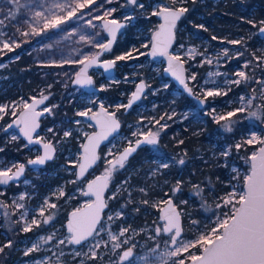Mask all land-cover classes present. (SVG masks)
Instances as JSON below:
<instances>
[{
    "label": "rangeland",
    "instance_id": "1",
    "mask_svg": "<svg viewBox=\"0 0 264 264\" xmlns=\"http://www.w3.org/2000/svg\"><path fill=\"white\" fill-rule=\"evenodd\" d=\"M60 2H62V0H19L20 7L17 8L15 5H10L8 0H0V18L3 17V14L7 12L10 7L17 12L16 20L6 21L5 26H0V31L9 34L17 33V27H19L20 31H28L31 33V24H25L23 21L28 18H33L35 20L40 19L39 17H35V11H41L42 9L35 6L44 5L45 8L59 13V10L54 6ZM100 2L101 0H97V3ZM140 2L145 5V9L141 10L137 8L133 11L131 7H122L125 0H116L113 4L105 5L107 8L115 7L117 9V11L113 13V17L117 20H125V16L129 14L135 17L131 22L125 20L126 26L120 29L119 42L124 49L123 51L120 50L119 53L116 52L117 56L132 51L133 47L139 48L140 51L148 52L150 47L144 48L143 45H150L152 33L159 24V19L157 17L154 18L151 13L156 11L159 7H179L181 5V0H140ZM30 7H33L34 11H28ZM113 17L109 18L111 19ZM84 18L88 19L87 16ZM93 23L96 25L95 28L88 25L85 20H76V22L71 23L70 30L68 28L62 29V26H60L57 29H48L46 31H41L43 27L41 23L37 26L38 34L33 33L29 37H24L17 33V42L20 43V46L24 44V52L30 55L28 68H31L33 71L32 74L36 80L39 81L38 85L42 86L39 92L24 90L20 92L16 98L8 97V99L0 102V105L11 106L15 103L18 105L15 108V112L18 114L23 108L24 101L30 102L32 97L38 94H49L50 99L46 107L51 108L52 111L51 113L48 112L42 118L41 128L36 135L43 138L44 141L53 143L56 148V153L55 157L44 166L28 168L24 180L20 181L19 184H14L13 187H10L11 189L0 187V245H5L8 240L14 242L13 238L16 237L15 244H13L12 247L4 248V250L13 248V253L16 254V256L11 262H1L0 264H28L30 260L35 261L48 256H51V260L48 261V264H80L82 259L86 260L83 253L88 252V242H86L84 246H61L64 248V255L61 256L59 254L60 249L56 248L54 244H45L40 240V237H47L54 231L61 238L69 235L65 222L68 213L75 208L73 199L77 197L76 193L81 195L80 189L84 190V186L78 185L76 191H73L72 186L75 185V183L69 181L75 179V177L71 175V172H77L85 134L91 132L95 127L85 117L78 116L77 113L79 111H88L90 109L91 111L89 112H92L95 111L100 104H103L109 109L116 111L118 114H122L125 107L120 106L127 104L137 81L143 79L148 84V92L141 102L133 108L135 110L134 114L137 116V121L134 122L130 119L127 124L125 123V125H135L136 130L140 132L146 130L143 129L144 126L153 125V118L159 119L160 116L166 113L172 116V119H167V117H165V119L161 121L162 124H166L167 126L170 125L169 123L171 122H177L193 116L196 118L199 117L200 123H205L208 117L216 121L219 116L226 115L229 111L243 106L244 102L240 100V97H259L260 93L264 91L259 84L253 82V80L264 79V75L261 74V71L255 66L250 69L243 68L245 61L252 58V52H256L257 55H260V50H264L263 37L255 47L249 48L246 43L243 46L228 43L227 41L229 40H239V38H226V34L224 36L214 35L213 37H216V39H203L196 29L200 26L198 25L195 28H190L188 23L180 26V30L183 31V34L181 33V39L175 44L172 52L175 55L178 54L186 61L189 77L195 74V81L190 79L189 81L193 85L195 92L199 94L202 99V93L205 89L220 90L222 93L226 92L227 94L230 93V97H225V95L222 94L214 98H208V102L202 107L196 101L193 102L190 107H185L184 109H177V107L174 106L169 110L163 109L158 113L156 111L154 112L158 105H163L167 102L177 104L185 93L178 88L172 78L165 75V60L162 58L153 59L150 56H140L138 59L132 60H118L119 68H121L124 73L121 85H115L118 81V77L110 79L108 82L103 81L100 84V86L104 87L103 91L119 88L118 92L116 91L115 94L86 91L84 88L72 84V80L69 79L68 81L66 79L67 75H64V73H69L70 70L64 65L71 66L74 64L67 63L70 61L69 59L71 58L72 52L77 53L84 51L83 47H74L77 41V34L75 32L81 24L84 25V29L83 32L80 33V37L85 35L86 41L88 38L94 39L95 33L97 32L100 33V36L103 34L106 35V32L100 27L102 21L94 20ZM80 37L78 39H80ZM249 39H252V33ZM3 40L4 39H0V49H2ZM179 45H183V47H179ZM90 46L92 45L88 43L87 47ZM251 46L253 45L251 44ZM12 48L14 50L17 47L13 45ZM225 48L229 50V56L227 58L222 55ZM247 48L250 49V57L245 59L241 57L242 55H236L237 52L245 54V49ZM59 50H61L62 53L58 54L57 52ZM8 51V49H3L2 52L0 51V57L7 55ZM133 55H135V53H133ZM17 57L18 54H15L3 60L0 62V67H4L6 62H10ZM208 60H211L212 63H208ZM230 63H233V65L227 66ZM62 66L64 70L61 69ZM239 70H245L246 74L253 79L247 82H241L240 85L232 84V80L238 79L235 73ZM98 73L102 75L103 71H98ZM13 76L14 74L7 75L0 73L1 78H13ZM206 81H208V83H205ZM165 84L168 85L167 88L164 87ZM11 85L13 84H9L6 87L0 85V95L10 88H13L15 92V86L11 87ZM49 85L51 87H49ZM167 94H170L171 97L166 96ZM158 96H162L164 101L158 102ZM58 108H60V111L56 112ZM262 108H264V99L258 98L254 100L250 110L257 111ZM213 109H215V111H213ZM11 117L15 116L11 114L4 116L3 119H0V125L6 126ZM75 121H80V123L76 124L74 123ZM230 121L231 122H229V120L220 121L217 129L222 132L215 134L213 141L208 142V146L195 155V158L200 159L202 163L208 162L209 165L207 167L212 171L218 169V171L221 170V173L226 174V178L223 181L221 180V184L215 185L212 179L208 180V182H210L209 184H202L200 181H194L190 170L187 171V178L182 180L164 179V182L159 184L154 182L152 189H148L146 186L139 185L138 183H133L134 181H129V179L122 180L121 182L112 181L109 197L114 204L104 216L101 225L111 227L113 232H117L121 225L130 226L131 229L136 230V232L132 234V239L136 244V247L133 249L135 254L133 264H145L144 257L150 258V264H159V257L154 256L150 251L156 244H159L160 252L168 250L166 248L168 240L166 234H162L155 240L150 241L145 237L147 233L152 236L156 227H161L165 224V221L160 218V211L170 198L174 199L183 215L184 233L181 238L184 241L195 240L199 234L207 232L222 213L229 211L227 208L217 209L216 205L219 202L217 198L232 191L233 187L236 190H241L243 188V177L250 171V162L248 158L253 151H257L260 144L253 143L246 145L243 149H249L247 153L243 152L244 150L237 152L234 147H231V153L227 158H225L222 153L228 147L234 146L236 143L246 138H250L252 132H255L259 138L264 139V119L249 117L246 111L245 113H237V116L230 118ZM228 127L232 128L231 132L227 131ZM48 129H52L53 131L49 132ZM65 130L71 131L69 137L63 136ZM201 130L202 128L197 131ZM13 135L17 137L14 141H19L21 138L16 130L9 133L0 131L2 140V142H0V148H2L3 151L9 149L10 143L12 142L11 137ZM125 140V135H120L112 140L102 152V158H104L103 162H106L105 158L107 153L110 150L119 149L120 142ZM23 147L24 163L27 165L30 159H34L37 155L41 154L40 146H30L25 140L24 143L19 142L18 147H14V151L21 153V148ZM2 153L3 152L0 151V166L22 163L21 161L23 159L21 157L12 156L10 158L7 157L5 153ZM225 159L227 160V167H224ZM70 161H75V167ZM163 163L164 162L157 161L156 164L150 166L149 169L151 170H148L149 172L146 176L149 177L151 173L158 174L167 172L169 168L161 167ZM167 164L171 169L172 166L170 163ZM127 168L128 167L122 169V171L125 172ZM234 168L236 171H233ZM105 169V164H101L100 169L93 170L92 175L99 173L100 170L104 172ZM184 169L186 172V167ZM195 171L200 173L203 171V167ZM218 177H220V175ZM36 180L42 181L43 187L46 188L43 194L37 190L35 193L32 192L29 194V190ZM186 180L188 181L187 188ZM177 182H180L181 191L173 196L172 189L176 187ZM225 186H227V188H225ZM141 188L145 189L146 192L142 193L140 191ZM198 189L202 191L196 194ZM61 190L66 193L65 197H59L58 194ZM155 191H158V194H155ZM5 193L7 196H4ZM21 195L25 197L24 200L19 199ZM113 196L116 198H112ZM129 198L131 202H129ZM45 199L57 203L58 207L55 210L46 208L45 217H39V209L41 205H43ZM86 200L88 199L80 200V204H83ZM143 200H148L149 203L145 205L142 203ZM13 201L23 204L24 208H16ZM125 204L127 206L123 210L122 217L114 220V222H109L107 220L108 215L120 210L121 205ZM135 208H139V211H133ZM23 212L27 213L25 219L29 222L33 216L39 219L41 221L40 227L33 226L32 230L29 232L20 230L22 228V224L20 223L21 213ZM49 215L53 216V220H50L48 224H43V219L47 218ZM193 221H197V223L193 224ZM101 237L103 240L107 241L109 239L107 231L100 232L95 239L100 240ZM34 243H39L41 250L32 252L29 256H25V249L30 248ZM48 248H51L52 252L57 253V255L52 256L50 252L45 251V249ZM75 250H79L82 256L74 258L71 252ZM192 251L199 254L197 248H193ZM2 256L7 257L9 255L2 253L0 254V258ZM117 259L118 257L114 252L101 248L99 250V258L87 262V264H115Z\"/></svg>",
    "mask_w": 264,
    "mask_h": 264
},
{
    "label": "snow or ice",
    "instance_id": "2",
    "mask_svg": "<svg viewBox=\"0 0 264 264\" xmlns=\"http://www.w3.org/2000/svg\"><path fill=\"white\" fill-rule=\"evenodd\" d=\"M116 0H101L97 3V0H62V2L55 4V8L59 10V13L52 11L51 9L45 8L44 5H36L41 11H35V17H39V20L33 18H28L23 21L25 24H31L32 32L20 31L17 27V33L24 37H29L33 33H37V26L42 23L43 27L41 31H46L48 29H57L61 25L65 24L66 21L73 18L83 19L85 16L88 17L86 23L91 27L95 28L96 25L93 23L94 20L102 21L100 27L106 31L111 39L107 43L95 40L92 38L87 39V43L96 48L102 49L103 51H110L112 42L116 39L117 30L125 27L113 17V13L117 11L115 7L107 8L105 5L113 4ZM10 5H15L17 8L20 7L19 0H8ZM181 7L173 9L167 6L159 7L156 11H153L151 15L160 16L164 20V24L160 25V30L155 31L151 38V43L144 44V48L150 47V52L140 51L139 48L133 47L132 51L126 52L124 55L117 56L113 60H105L100 62V66L105 69V71L112 69L118 60H132L138 59L140 56H151L157 57L166 56L168 58V67L165 69L166 72L170 73L181 85H183L185 91L189 94H193V88L189 86L186 82L184 75L183 62L181 57L177 55H169L168 49L171 46L174 35L173 29L176 27V22L189 11L187 7L183 6V0H181ZM122 7H131L133 11L135 9H145V5L140 2V0H125ZM87 10V11H84ZM28 11H34L33 7H30ZM17 12L13 8H9L7 12L3 14L0 18V26H5L6 21L16 20ZM109 17H113L109 19ZM135 17L131 14L125 16L127 22H131ZM19 23V22H18ZM253 27L258 28V33L264 36V21H260L259 25L253 20L248 21ZM203 28V25H200ZM206 30V29H205ZM17 33H7L0 31V37L7 36V39L2 41V51L3 49H8L12 51V46L20 47V43L17 42ZM38 34V33H37ZM100 33H95V36H99ZM80 39L85 41L86 38L81 36ZM216 39V37H213ZM233 45H244L245 39L241 38L239 40H229L227 41ZM183 47V45H179ZM192 51V50H190ZM135 53V55H133ZM243 53L237 52V56ZM222 55L227 58L229 56V50L224 49ZM100 53H82L81 58L74 61H68L67 63H74L82 66L78 71L74 73V80L72 83L75 85L83 87H88L93 85V79L87 74L88 69L99 62ZM251 59L245 61L243 68L250 69L253 66L261 71L264 75V50H260V55L256 52L251 53ZM208 63H212L208 60ZM68 75V73H64ZM238 79L231 81L232 84L240 85L241 82H247L253 79L246 74L245 70H239L235 73ZM71 78V77H70ZM190 80L195 81L196 76L192 74L189 77ZM253 82L260 85L264 89V79L253 80ZM205 83H208L206 81ZM49 87H51L49 85ZM146 85L141 82L136 91L132 93V99L129 100L127 105H121L120 107L130 108L134 101L141 98V93L144 91ZM165 88L168 87L167 84L164 85ZM100 90H104L101 86ZM227 95L226 92H221L220 90L205 89L203 90V99L200 96L196 98L199 100L201 105H204L208 98H214L220 95ZM264 99V91L260 93L259 97H240V100L244 102V105L229 111L226 115L219 116L216 119V123H220L222 120H229L232 117L237 116V113L248 112V116L252 118H262L264 119V108L257 111H251L253 102L256 99ZM48 97L42 96L40 99L33 98L32 102H23L22 111L19 113L17 119L13 123H8L6 126L0 125V131L5 133L8 132L14 125L19 127V132L27 139L28 144H41L43 145V154L37 155L35 159H30L28 161L29 165H45L46 161H51L53 159L54 145L51 142L43 141V138L37 136L34 139L33 134L36 133L39 124L37 118L42 114L37 112V105L44 104V101ZM18 105L13 103L9 105H0V119H3L6 115L16 116L15 108ZM101 107V113L104 115V119H100L99 113H94L90 119L95 120L99 131L95 132L93 135L85 134L86 143H83V153L81 156L82 162L78 165V172L72 171L71 175L75 177L74 180L69 182L79 183L84 177L86 171L95 165L100 157L97 155V149L102 141H106L114 132L120 128V123L116 119L114 113H107L104 111L103 105ZM42 111H47L51 113L52 109L45 107ZM89 111H79L77 113L80 117H89ZM215 111V109H213ZM172 119L169 114H164L160 116L159 119L153 118V126H159L162 130L167 127L166 124H162L161 121L165 119ZM74 123L79 124L80 121H75ZM49 132L53 131L48 129ZM227 131L231 132L232 128L228 127ZM71 135L70 130H65L63 132L64 137H69ZM136 139L128 140L127 146L121 150H110L106 156V167L104 174L90 182L87 183V190L80 189L83 196L95 197V201L87 205L88 212L81 213L79 209L71 213V219L67 223L68 236L61 238L52 232L47 237H40L45 244H54V246L60 249L59 254L64 255V248L61 246L74 245V246H84L88 242V252L83 253L86 257L80 261V264H87V262L97 260L99 258V250L101 248L108 249L114 252L118 259L115 264H133L135 254L133 249L136 247L135 242L132 239V234L136 230L131 229L130 226L119 227L117 232H113L111 227H105L101 225V211L107 207L104 203L102 197L105 189L109 186V181L112 178L113 171L117 169L125 168V163L129 157L135 153L141 146H153L158 143L159 132L150 129L144 131H133L131 133ZM12 140H16L17 137L13 135ZM253 143H259L261 147L259 151H253L251 156L248 158L250 162L251 170L243 177V188L241 190H233L225 193L223 196L218 197V203L216 205L217 209L227 208L228 212L222 213L215 221V224L204 233L198 235L195 240L184 241L182 237V230L179 223V215H165L163 217L165 224L161 227H156L155 231L149 239L155 240L162 234L167 235L166 248L167 251L160 252L159 244H156L150 251L154 256L159 257V264H264V139L259 138L255 132H252L250 138H246L241 142L236 143L234 146L228 147L222 155L227 158L231 153V147H234L237 152L242 150L246 145ZM0 151H3L0 148ZM75 167V161H70ZM179 163L183 165L185 161L183 159L179 160ZM227 160L225 159L224 167H227ZM161 167L167 168L169 165L163 163ZM15 169V171H14ZM25 170L24 164H12L10 166H0V185H9L10 182L18 181L22 173ZM67 170V169H66ZM233 171H236L234 168ZM230 184V182H229ZM198 187V186H197ZM140 191L145 193L146 190L141 188ZM181 191L180 182H177L175 188L172 189L173 196ZM202 190L198 189L196 194H199ZM59 197H65L66 193L61 190L59 191ZM112 198H116L113 196ZM20 200H24L25 197L21 195ZM129 202L131 199L129 198ZM142 203L147 205L148 200H143ZM16 208L23 209L24 205L13 201ZM171 204V200H169ZM125 205H121V209L115 211L114 213L108 215L107 220L109 222H114L116 219H120L123 215V210L126 208ZM58 205L55 202H50L45 199L43 205L39 209V217H45L46 208H51L53 210L57 209ZM133 211H139V208L133 209ZM26 212L21 213L22 228L20 230L24 232H29L32 230L33 226L40 227L41 221L35 216L31 221H27L25 217ZM50 220H53V216L49 215L47 218L43 219V224H48ZM196 224L197 221H193ZM99 225V227H98ZM107 231L109 239L107 241L95 239L100 232ZM13 241L8 240L5 245H0V253L4 251L5 247H12ZM197 248V252H193L192 249ZM40 244L34 243L30 248L25 249L24 255L29 256L32 252L40 251ZM52 254V256L57 255V253L52 252L51 248L45 249ZM75 257L82 256L79 250L71 252ZM145 264H150V258L144 257ZM51 260V256L42 257L39 260H30L28 264H48Z\"/></svg>",
    "mask_w": 264,
    "mask_h": 264
},
{
    "label": "flooded vegetation",
    "instance_id": "3",
    "mask_svg": "<svg viewBox=\"0 0 264 264\" xmlns=\"http://www.w3.org/2000/svg\"><path fill=\"white\" fill-rule=\"evenodd\" d=\"M23 4H24V1H23ZM181 6L182 5H180L179 7H181ZM183 6L184 7H187V5H184V4H183ZM183 17H182V19H183ZM182 19L180 20V22H179V24L177 26V35H179V34H181L183 32V31L180 30V28H181L180 26L183 25V24H186L185 21L183 23H181L182 22ZM76 20H78V21H84L85 20V22H86L87 19H85V18H83V19H76L75 18L73 20L72 19L71 20H68V21H66L65 24L61 25L62 26L61 28L62 29H66V28L69 29V28H71V23L72 22H76ZM83 29H84V25L81 24L80 27L75 32L77 34V41L75 42L74 47L75 48L76 47H83L84 48V51H82V52H77L76 51L77 53H73L72 52L71 58L69 59L70 61H74V60H76L78 58H81V54L82 53H89L90 52V53L95 54V53H99L102 50V49L96 48L95 46L87 47L88 43L85 42L86 40L85 41H82L81 39H78L80 37V33L83 32ZM197 32H198V30H197ZM0 39H6V36L0 37ZM94 39L95 40H99V41L104 42V43H107V41L109 39V36L106 33V35L103 34L101 36L100 35L99 36H95ZM177 40H178V37H177ZM71 43H72V41H71ZM62 46H63V44H62ZM123 49H124V47H121L120 42H119V33H118L117 34V37H116V40H115L112 48L110 49V51H107V52L101 54V56L99 57V61H105V60H109V59H112L113 60L117 56V53L116 52L119 53V51L120 50L123 51ZM57 53L58 54L59 53H62V51L59 50ZM15 54H18V57L16 59L11 60L10 62H6V64L4 65V67H0V73L7 74V75L14 74V76H13V78H1L0 77V85L1 86H4V87H6L9 84H13L11 86H17V85L18 86H24V85H28V84L35 83L37 80L34 77V75L32 74L33 71L31 70V68L30 69L28 68V66H29L28 61L30 59V55H27V53L24 52V44L22 46H20V47L15 48L13 51H8L7 52V55H5L4 57H0V62H2L3 60H5V59H7L9 57H12V55H15ZM64 60H66V59H64ZM60 63H62V62H60ZM64 66L65 67H68L67 69L70 70V72L68 73L66 79L68 81H69V79L70 80H74V78H75L74 77V73L76 71H78L81 66L78 65V64H73L71 66L70 65L69 66L64 65ZM32 69H34V68H32ZM61 69L64 70L63 66L61 67ZM126 69H128V68H126ZM98 71H103V74L100 75V73H98ZM88 73H89V75L93 79V85L97 88L96 90H94L92 92L97 91V92H101L102 94H104L105 92L108 93V94H115V91L118 92V90H119V88H116L115 91L113 89L111 92H109L110 89L107 90V91L100 90L101 89L100 84L103 81L108 82V80L113 79L115 77H118V81H117V83L115 85L120 86L121 85V80L124 77L123 70L121 68H119V61H117L116 64H115V66H114V72H113V75L112 76H108V74L106 73L105 69L103 67H101V66L91 67L89 69ZM29 80H30V82H29ZM72 84H74V83H72ZM23 91H24V89H23ZM8 92H11V88L8 91L4 92V93L7 94ZM6 94H3V95H6ZM189 97H192V96H189ZM49 99H50V97H49ZM192 99L195 102L197 101V99L195 97H192ZM197 103H198V101H197ZM206 103L203 106H205ZM134 106H132L128 110H126V108H124L122 114H118L115 111L116 114H117V116L120 118V120L122 122V126H121L120 131L108 143L104 144L102 146V148L100 149V159H99V163L97 164V166H100L101 167V164H105V168L108 167V165L106 164V162H103L104 158H102V152L105 149V147L112 140H114L115 138L119 137L120 135H125V139L126 140L123 141V142L121 141L120 142V145L118 147L119 149H117V150H121L122 151V149L127 146V141L128 140H133L134 141L136 139V137H133L131 135V133L133 131H137L135 125H125V123L127 124L130 121V119H132L134 122L137 121V116L134 114V112H135V110L133 109ZM95 111H92V112H95ZM92 112H89V113H92ZM15 117H11L10 120L8 121V123H13ZM41 124H42V121H41ZM150 128L153 131L159 132V140H158V143L156 145H153V146H141L140 148H138V150L134 154H132L129 157V159L126 161L125 168L126 167H128V168L125 170V172H123L122 169H119L118 166H117V169L113 171L112 178L109 181V186H108L107 193H106L107 208H106V210L104 212V215H103L102 220L104 219V216L106 215V213L111 209V207L114 204V202L111 201V198L109 197V193L111 191L112 181L113 180L114 181H117V182H121L122 180L129 179V181H134L133 183H137V181L139 179H143V180L158 179V180H161L162 181V179H165V180H169V179L170 180L180 179V180H182V179L186 178V172L184 171L185 170L184 167L186 166V148H185L186 147V144L183 145V147H180V145L177 143L176 146H178V147L175 150L172 149V147L174 145H171L170 147H166L165 146V143H166L167 139L170 138V137H174L173 134L175 132V127H171L170 125H168L167 127L163 128L162 130L158 126H153V125L144 126L143 127V129H146V130H148ZM14 130H16L19 133V130L16 127H12L11 129H9L8 130V133L9 132H12ZM20 137L21 138L19 139V141L12 140V142L10 143V146L8 145L9 146V149L8 150H4L2 152L5 153L7 155V157H10V158L12 156L13 157H15V156L21 157L23 160L21 161L22 163H20V164H24V147L21 148L22 149L21 150V153L14 151V147L17 148L18 145H19V142L24 143V138L21 135H20ZM0 142H2L1 137H0ZM180 159H183L185 161V163L183 165H181L179 163V160ZM157 161L164 162V163H170V165L172 166V168L170 169V167H168L169 168L168 171L167 172H164V173H158V174L157 173H151V175L149 177H147L146 175L149 172L148 170H151V169H149V167L152 166V165H154V164H156ZM97 166L93 170L100 169V168H97ZM146 167H147V169H146ZM93 170L87 176H85L78 184L75 183V185L72 186V190L73 191H76V188L78 187V185H82V186H84V190L86 191V186H87L88 181L91 180L92 178H94L95 175L100 174V173H104V172H101L102 170H100L99 173H97L95 175H92ZM26 173H27V171H26ZM140 175H142V176H140ZM25 177H26V175H25ZM25 177H23L18 182H11L7 186L0 185V187L1 188L11 189L10 187H13L14 184H19V182L20 181H23ZM37 185H36V189L35 190L29 191V194L32 193V192L35 193L36 190L38 192L40 191L42 194H43V192H45V189L46 188L43 187L42 181L40 182V186H39V183H37ZM17 186H19V185H17ZM4 196H7L6 193L4 194ZM76 196L77 197L75 199H73L74 200V207H75L74 209H78V208L84 206L85 204H87L88 202H90L92 200V197H90V196L86 197V196H83L82 194L79 195L78 193H76ZM82 199H88V200L84 201L83 204H80V200H82ZM74 209H72V210H74ZM180 211H181V209H180ZM67 218H68V216H67ZM65 225H66V222H65ZM183 226H184V220H183ZM146 235H145L146 236L145 238L148 241L152 240V239H149L150 235L148 233Z\"/></svg>",
    "mask_w": 264,
    "mask_h": 264
},
{
    "label": "trees",
    "instance_id": "4",
    "mask_svg": "<svg viewBox=\"0 0 264 264\" xmlns=\"http://www.w3.org/2000/svg\"><path fill=\"white\" fill-rule=\"evenodd\" d=\"M183 4L187 5L189 11L185 13L181 23L185 21L186 23H188V26L190 28H195L198 25H203V28H196L201 38L203 39H212L214 35L224 36L226 34V38H244L245 43L249 46V48L255 47V45H257V43H259L263 39L262 36L258 33V28L253 27V25L251 23H248V21L254 20L257 25H259L260 21H264V0H183ZM153 17L155 18L156 16L153 15ZM251 33L252 39H249ZM180 35L181 34L178 35V40L181 39ZM251 44L253 46H251ZM245 50L246 53L242 54L241 57L246 59L250 57V49L247 48ZM231 65H233V63H230L227 66ZM38 82L39 81L37 80L33 84L19 87L17 85L15 86L16 89H14L16 90L15 92L13 91V88H11V92H8L7 94L3 93L6 95L2 94L0 96V102L8 99V97L16 98L20 94V92L23 91V89L39 92L42 85H38ZM112 90L113 89H110L109 92H111ZM115 90L116 89H114V91ZM230 95L231 94L229 93L225 95V97H230ZM166 96L171 97L170 94H167ZM157 101H164V98L162 96H158ZM193 102L195 101L192 99V97L183 94L182 98L177 104L167 102L163 105H158L154 112H160L163 109L169 110L174 106L177 107V109H184L185 107H190ZM59 111L60 108H58L56 112ZM169 124L171 127H175V132L173 134L174 137H170L167 139L165 146L170 147L171 145H174L172 149L175 150L178 147L176 146L177 143L180 145V147H183V145L186 144V174L187 171L190 170L194 181H200L202 184H209V179H212L215 185L221 184V182L225 180L226 174L221 173V170L218 171V169L212 171L211 169H209V167H207L209 165L208 162L202 163L200 159L195 158V155L200 150H203L208 146V142L213 141L215 134H217L218 132H222L217 129L219 123H216V121L212 120L211 117H208L205 123H200L199 117L196 118L195 116H193L188 119L171 122ZM201 128V131H197ZM242 150H244L243 152L247 153L249 149ZM201 167H203L202 172L199 173L198 171H195L196 169H200ZM97 168H100V166H97ZM219 175L220 177H218ZM40 182V180H36L35 185L39 183L40 186ZM154 182H156V184H159L161 182L163 183L164 179H162V181L158 179H139L137 181L139 185L146 186L148 189H152V187L154 186ZM187 183L188 181L186 180V188L188 187ZM225 188H227V186H225ZM157 193L158 191H155V194ZM13 239V244H15L16 237H14ZM2 253H6V255L9 256H2L0 258V263L11 262V260L16 256V254L13 253V248L9 250L7 248Z\"/></svg>",
    "mask_w": 264,
    "mask_h": 264
},
{
    "label": "water",
    "instance_id": "5",
    "mask_svg": "<svg viewBox=\"0 0 264 264\" xmlns=\"http://www.w3.org/2000/svg\"><path fill=\"white\" fill-rule=\"evenodd\" d=\"M167 7H169V8H173V9H176V8H179L178 6H167ZM184 16V15H183ZM182 16V17H183ZM158 19H159V24H158V27L153 31V33H152V36L154 35V33H155V31H158V30H160V25H162V24H164L165 22H164V20H163V18L162 17H160V16H156ZM182 17L176 22V27L172 30L173 31V35H174V39H173V42H172V44H171V46L169 47V49H168V52H169V55H175L173 52H172V50H173V48H174V45L176 44V42H177V37H178V35H177V26H178V24H179V22H180V20L182 19ZM110 19V18H109ZM119 23H121V24H124L125 26H126V21L125 20H117ZM121 29V28H120ZM120 29H118L117 30V34L119 33V31H120ZM107 33V32H106ZM108 34V33H107ZM117 34H116V37H117ZM108 36H109V39L108 40H110L111 39V36L108 34ZM152 36H151V38H152ZM262 36V35H261ZM262 37H264V36H262ZM116 40V39H115ZM115 40L112 42V46H113V44H114V42H115ZM112 46H111V48H112ZM105 52H107V51H103V50H101L99 53H100V56H101V54H103V53H105ZM148 52H150V48H149V51ZM99 56V57H100ZM150 56V55H149ZM151 57V56H150ZM151 58H153V57H151ZM164 59L165 60V63H166V65H165V68H164V73H165V75L166 76H169L170 78H172V80L174 81V83L178 86V88L182 91V92H184L186 95H188V96H192V97H197V96H199L198 94H196V92L194 91V88H193V85L190 83V81H189V74H188V70H187V63L185 62V60L183 59V58H181V61L183 62V68H184V75H185V79H186V82L189 84V86L190 87H192L193 88V94L192 95H189L186 91H185V89H184V87H183V85H181L170 73H168V72H166L165 71V69L168 67V58L166 57V56H157V57H154L153 59ZM109 60H112V59H109ZM100 62H102V61H99L97 64H95V65H93L92 67H96V66H100ZM82 67V66H81ZM80 67V68H81ZM91 68V67H90ZM89 68V69H90ZM89 69H88V71H89ZM113 72H114V67L112 68V69H109V70H107L106 71V73L108 74V76H112L113 75ZM87 74L89 75V73L87 72ZM141 82H144V84L146 85V87H145V89H144V91L141 93V98L139 99V100H137V101H134L133 103H132V106H134V105H136V104H138L142 99H143V97L146 95V93L148 92V84H147V82L145 81V80H143V79H141V80H139L137 83H136V86H135V88H134V90H133V92H135L136 91V88L138 87V85L141 83ZM85 90H87V91H90V92H92V91H94V90H96L97 88L94 86V85H92V86H88V87H83ZM132 92V93H133ZM47 96L48 97V99L47 100H45L44 101V104H40V105H37V108H36V111L37 112H41L42 114L37 118V122H38V124H39V127L37 128V130H36V133H34L33 134V136H34V139L37 137V133L39 132V130H40V128H41V121H42V118L48 113L47 111H42L45 107H46V105L48 104V101H49V97H50V95L49 94H38V95H36V96H34V97H32V99L33 98H36V99H40V98H42V96ZM32 99L30 100V102L29 103H31L32 102ZM132 99V95L130 96V98H129V100H131ZM197 99V98H196ZM202 99V98H201ZM129 100H128V102H129ZM197 101H198V104L202 107L203 105H201L200 104V102H199V100L197 99ZM128 102H127V104H128ZM126 104V105H127ZM101 105H103V104H100L99 105V107L97 108V110L95 111V112H92V113H89V117H85L88 121H90V122H92L93 124H94V126H95V128H94V130H92L91 132H89L88 133V135H93V134H95V132H98L100 129H99V127L97 126V124H96V121L95 120H91L90 119V117L94 114V113H99L100 114V119L101 120H103L104 119V115H103V113H101ZM131 106V107H132ZM103 107H104V111L105 112H107V113H114L115 114V117H116V119L119 121V123H120V128L116 131V132H114L113 134H112V136H110L109 137V139L108 140H106V141H102L101 142V144H100V146L98 147V149H97V155L100 157V149L102 148V146L104 145V144H106V143H108L119 131H120V129H121V126H122V122H121V120H120V118L117 116V114H116V112L115 111H113V110H110L107 106H105V105H103ZM130 107V108H131ZM130 108H126V110H128V109H130ZM22 111V110H21ZM20 111V112H21ZM19 112V113H20ZM19 113H18V115H19ZM18 115L14 118V121L17 119V117H18ZM13 127H16V128H18V130H19V127H17V126H13ZM20 133V132H19ZM20 135L24 138V140L28 143V141H27V139L23 136V134L22 133H20ZM158 140H159V136H158ZM44 141V140H43ZM47 142V141H46ZM87 141H86V139H84V142L83 143H86ZM30 146H35V145H38V146H40L41 147V154L40 155H42L43 154V145H42V143L41 144H35V143H33V144H29ZM261 147V145L257 148V151L256 152H258L259 151V148ZM55 153H56V148L54 147V152H53V158L55 157ZM82 153H83V147H82ZM134 154V153H133ZM81 156H82V154H81ZM81 158V157H80ZM35 159V158H34ZM48 161H46V163H47ZM82 162V160L80 159V161H79V163H81ZM45 163V164H46ZM99 163V160L97 161V163L95 164V165H93L92 167H90L87 171H86V173H85V176H87L96 166H97V164ZM24 165H25V170H24V172L22 173V175H21V177L19 178V180H21L23 177H25V175H26V171H27V169L28 168H36V167H42V166H44V165H27L26 163H24ZM79 165V164H78ZM250 170H251V167H250ZM15 171V170H14ZM77 172H78V166H77ZM250 172V171H249ZM104 173H100V174H97V175H95V177L94 178H92L91 180H89L88 182H90V181H92V180H94V179H96V178H98V177H100V176H102ZM18 180V181H19ZM18 181H14V182H18ZM11 183V182H10ZM3 186H5V185H3ZM108 189V188H107ZM107 189H105V191H104V193H103V197H102V199H103V201H104V203L107 205V202H106V193H107ZM86 190H87V186H86ZM90 197H92V196H90ZM169 200H171V204H169ZM168 201H167V203L162 207V209H161V211H160V218L161 219H163V217L165 216V215H174V214H178L179 215V223H180V227H181V230H182V235H183V233H184V226H183V215H182V213H181V211H180V208L178 207V205L175 203V201H174V199H172V198H170ZM95 201V197H92V200L90 201V202H88L87 204H85L84 206H82V207H80V208H78L79 210H80V212L81 213H87L88 212V208H87V205L89 204V203H92V202H94ZM106 208L107 207H105L102 211H101V220H102V218H103V215H104V212H105V210H106ZM77 209H74V210H71L70 212H69V214H68V218H67V220H66V229H67V223H68V220H70L71 219V213L72 212H74V211H76ZM164 220V219H163ZM101 222V221H100ZM99 226V225H98Z\"/></svg>",
    "mask_w": 264,
    "mask_h": 264
},
{
    "label": "bare ground",
    "instance_id": "6",
    "mask_svg": "<svg viewBox=\"0 0 264 264\" xmlns=\"http://www.w3.org/2000/svg\"><path fill=\"white\" fill-rule=\"evenodd\" d=\"M84 37H85V35H84Z\"/></svg>",
    "mask_w": 264,
    "mask_h": 264
}]
</instances>
